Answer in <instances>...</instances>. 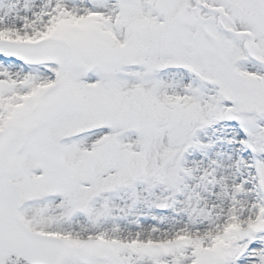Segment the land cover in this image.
<instances>
[{
  "label": "snow or ice",
  "instance_id": "6c2138e0",
  "mask_svg": "<svg viewBox=\"0 0 264 264\" xmlns=\"http://www.w3.org/2000/svg\"><path fill=\"white\" fill-rule=\"evenodd\" d=\"M0 264H264V0H0Z\"/></svg>",
  "mask_w": 264,
  "mask_h": 264
}]
</instances>
